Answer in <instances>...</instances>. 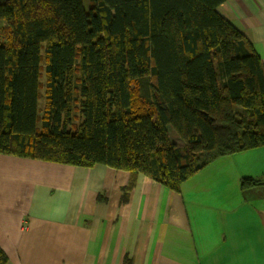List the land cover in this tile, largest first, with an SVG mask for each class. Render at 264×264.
I'll return each mask as SVG.
<instances>
[{"label":"trees","instance_id":"trees-1","mask_svg":"<svg viewBox=\"0 0 264 264\" xmlns=\"http://www.w3.org/2000/svg\"><path fill=\"white\" fill-rule=\"evenodd\" d=\"M227 1L0 0V154L104 165L130 172L129 188L144 175L179 192L263 147L264 64L219 13Z\"/></svg>","mask_w":264,"mask_h":264},{"label":"crops","instance_id":"crops-1","mask_svg":"<svg viewBox=\"0 0 264 264\" xmlns=\"http://www.w3.org/2000/svg\"><path fill=\"white\" fill-rule=\"evenodd\" d=\"M218 11L264 64V0ZM245 178L260 184L244 190ZM130 181L104 165L0 154L7 264H264V146L219 159L179 192L144 175Z\"/></svg>","mask_w":264,"mask_h":264},{"label":"rangeland","instance_id":"rangeland-1","mask_svg":"<svg viewBox=\"0 0 264 264\" xmlns=\"http://www.w3.org/2000/svg\"><path fill=\"white\" fill-rule=\"evenodd\" d=\"M91 5H92V0H84V6H85V8L87 10H90ZM5 25L6 24L4 22L0 23V31L2 33H3V30H1V29L5 28ZM44 78L45 77L42 78V82H44ZM41 92H42V94L40 95V99H39V107H40V111L42 112V109H43V106H44V103H45V96L43 95L44 94L43 90ZM169 129H170V136H171L172 142L177 144L178 146H183L184 145L183 141L178 137V135L176 134L174 129L172 127H170ZM253 187H255V186H253ZM253 187H251V188H253ZM251 188H249V189H251Z\"/></svg>","mask_w":264,"mask_h":264}]
</instances>
